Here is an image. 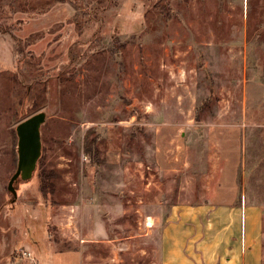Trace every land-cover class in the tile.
<instances>
[{"label": "rangeland", "instance_id": "374dc122", "mask_svg": "<svg viewBox=\"0 0 264 264\" xmlns=\"http://www.w3.org/2000/svg\"><path fill=\"white\" fill-rule=\"evenodd\" d=\"M235 202L264 246V0H0V264H161L173 207Z\"/></svg>", "mask_w": 264, "mask_h": 264}, {"label": "crops", "instance_id": "0c3cea01", "mask_svg": "<svg viewBox=\"0 0 264 264\" xmlns=\"http://www.w3.org/2000/svg\"><path fill=\"white\" fill-rule=\"evenodd\" d=\"M262 210L243 202L175 206L161 227V264H264Z\"/></svg>", "mask_w": 264, "mask_h": 264}, {"label": "water", "instance_id": "95a60500", "mask_svg": "<svg viewBox=\"0 0 264 264\" xmlns=\"http://www.w3.org/2000/svg\"><path fill=\"white\" fill-rule=\"evenodd\" d=\"M45 121L43 112L36 113L20 122L16 128L17 166L8 183V190L15 196L14 182L31 178L41 154L40 127Z\"/></svg>", "mask_w": 264, "mask_h": 264}, {"label": "trees", "instance_id": "16d2710c", "mask_svg": "<svg viewBox=\"0 0 264 264\" xmlns=\"http://www.w3.org/2000/svg\"><path fill=\"white\" fill-rule=\"evenodd\" d=\"M48 179H49V175L48 174H43L41 180H42V183H41V193L46 196L47 195V187L49 186V183H48Z\"/></svg>", "mask_w": 264, "mask_h": 264}, {"label": "built area", "instance_id": "2783aa9c", "mask_svg": "<svg viewBox=\"0 0 264 264\" xmlns=\"http://www.w3.org/2000/svg\"><path fill=\"white\" fill-rule=\"evenodd\" d=\"M25 256H27V254Z\"/></svg>", "mask_w": 264, "mask_h": 264}]
</instances>
